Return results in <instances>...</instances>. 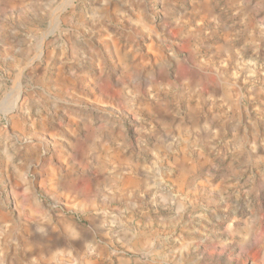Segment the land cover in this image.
<instances>
[{"label":"rangeland","instance_id":"1","mask_svg":"<svg viewBox=\"0 0 264 264\" xmlns=\"http://www.w3.org/2000/svg\"><path fill=\"white\" fill-rule=\"evenodd\" d=\"M103 262L264 264V0H0V264Z\"/></svg>","mask_w":264,"mask_h":264},{"label":"crops","instance_id":"2","mask_svg":"<svg viewBox=\"0 0 264 264\" xmlns=\"http://www.w3.org/2000/svg\"><path fill=\"white\" fill-rule=\"evenodd\" d=\"M132 238H131V240H136L137 239V235L135 234V235H133V236H131ZM86 239V238H85ZM98 264H106L105 262H103V263H98Z\"/></svg>","mask_w":264,"mask_h":264}]
</instances>
